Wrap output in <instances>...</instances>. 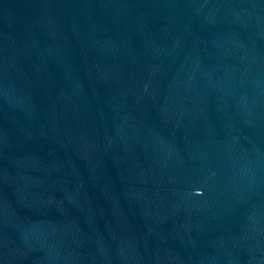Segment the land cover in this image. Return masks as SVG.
Here are the masks:
<instances>
[{
  "label": "water",
  "instance_id": "obj_1",
  "mask_svg": "<svg viewBox=\"0 0 264 264\" xmlns=\"http://www.w3.org/2000/svg\"><path fill=\"white\" fill-rule=\"evenodd\" d=\"M0 264H264V0H0Z\"/></svg>",
  "mask_w": 264,
  "mask_h": 264
}]
</instances>
